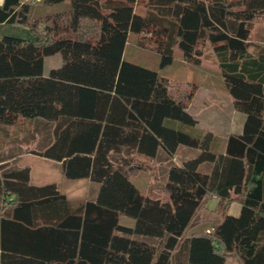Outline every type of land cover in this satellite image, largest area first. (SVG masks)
I'll use <instances>...</instances> for the list:
<instances>
[{"label": "trees", "instance_id": "trees-1", "mask_svg": "<svg viewBox=\"0 0 264 264\" xmlns=\"http://www.w3.org/2000/svg\"><path fill=\"white\" fill-rule=\"evenodd\" d=\"M35 1L70 8L32 18ZM259 24L264 0H5L0 125L43 121L42 148L31 153L62 163L67 180L89 179L98 189L71 211L55 185L31 187L28 169L0 166L1 264H264V44L253 40ZM131 34L159 56L162 69L178 52L195 66L213 58L234 109L246 116L224 154L212 133L168 125H197L190 94L124 59ZM56 55L62 66L45 77V60ZM180 147L194 155L181 160ZM142 159L164 177L148 194L133 182L134 169H145ZM8 193L17 195L14 209L2 198ZM213 194L218 220L209 232L188 235ZM238 200L241 213L233 217ZM35 205H42V222L32 219ZM121 217L134 226H122Z\"/></svg>", "mask_w": 264, "mask_h": 264}, {"label": "crops", "instance_id": "crops-1", "mask_svg": "<svg viewBox=\"0 0 264 264\" xmlns=\"http://www.w3.org/2000/svg\"><path fill=\"white\" fill-rule=\"evenodd\" d=\"M4 3L5 0H0V6H3ZM38 6L43 7L44 10H36L35 8ZM69 8V2L52 7L43 6L38 3L33 6L31 17L40 18L43 16L59 14L68 10ZM18 31L20 32L21 30H10V33L17 35L19 33ZM46 60L44 65V76L48 77L52 70L58 69L62 66V61L61 63L59 62L54 65V68L51 66L50 70H46ZM198 98V105L194 109H188L189 113L197 121V125L195 127L190 128L182 124H176L172 122H168V125L177 130L187 131L194 136H200L208 132L212 133L217 139L219 153L224 154L226 151L228 138L242 134L246 116L234 109L232 99L230 101L231 108L228 110L225 109V106L222 104V97L218 96L217 94H213L210 97L208 95H204L202 97L200 96L194 98V101H196ZM234 118H237L238 123L234 124ZM34 122H36L38 126L35 127ZM29 123H32V125ZM37 148H42V121H24L23 123L12 127L0 125V153H5V155L9 156L6 158V156L0 155V166H4L6 164L9 165L5 168V170L28 169L30 172L29 186L31 187L42 188L55 185L60 194L65 196L71 211L77 210L82 205L79 204L80 197H82V199L85 198L83 201L84 204L89 199L88 193L90 191H92L91 195L93 196L97 193L98 186L92 184L89 179L67 180L62 172V163L48 160L31 153ZM180 153L182 155L181 160L183 161L194 155V151L187 147H180ZM178 158L179 157H176L174 162L180 166L181 161ZM2 172L3 170H0V176L2 175ZM2 198L6 201V207L10 209L15 208L13 205L17 200V195L15 193H8L5 194V196L2 195ZM210 203L213 205L212 208H210V211L214 212L219 203V199L215 194L212 195V200ZM35 206L37 213L36 216L32 217V219L42 222V205ZM241 209L242 204L241 201L238 200L231 206L229 214L233 217H239ZM132 221L135 224V221ZM196 227L197 226L193 224L188 230L187 234L192 235L193 233L200 231L209 232V230L212 229L213 224L211 225V229L193 230ZM1 256L2 253L0 251V264Z\"/></svg>", "mask_w": 264, "mask_h": 264}, {"label": "rangeland", "instance_id": "rangeland-1", "mask_svg": "<svg viewBox=\"0 0 264 264\" xmlns=\"http://www.w3.org/2000/svg\"><path fill=\"white\" fill-rule=\"evenodd\" d=\"M36 2V1H35ZM34 4H38L37 2ZM38 11H43L44 8L38 6L35 8ZM253 40L259 41L264 44V24H259L255 27L253 33ZM139 37L135 34H131L127 48L124 53V59L127 62L139 65L141 67L147 68L157 72L160 76L167 78L173 83L180 84V87L188 90L191 101L189 103V108L194 109L198 105L199 98L194 101V98L202 97L208 95L209 97L213 94L221 96L223 99V106L225 109H230L231 97L227 91L224 80L221 77L219 69L216 67L213 58L205 59L200 66H195L186 62L183 56L178 52L174 57V62L172 65L162 69L160 67V58L156 53L151 51L140 49L138 46ZM62 57L60 55L50 57L46 60V70H50L51 66L54 68L57 63H61ZM213 99V98H210ZM194 101V102H193ZM22 121L21 123H23ZM172 123L180 124L178 122L170 121ZM234 124L238 123L237 118L233 120ZM20 124V123H19ZM32 125V123H29ZM34 126H38L34 122ZM44 122L42 121V127ZM43 130V129H42ZM145 169L143 171L134 169L133 182L141 190L142 193L148 194L151 191H156L157 185L163 183L164 177L158 171V167L154 161H147L145 159L141 160ZM92 191L88 193V198L90 197ZM82 196V195H80ZM87 198V197H86ZM87 198V199H88ZM85 199V198H84ZM84 199L79 198V204H83ZM212 204L208 205V209L202 212L196 220L194 221L195 226L193 230H205L211 229V225L218 220L217 216L210 211ZM121 225L126 227H133L134 223L131 219L126 217H121Z\"/></svg>", "mask_w": 264, "mask_h": 264}]
</instances>
